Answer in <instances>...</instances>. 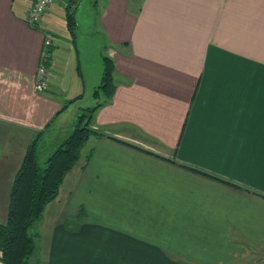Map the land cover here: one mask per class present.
<instances>
[{
    "label": "crops",
    "instance_id": "1",
    "mask_svg": "<svg viewBox=\"0 0 264 264\" xmlns=\"http://www.w3.org/2000/svg\"><path fill=\"white\" fill-rule=\"evenodd\" d=\"M67 1L34 28L30 0H0V223L35 133L36 154L44 134L54 149L100 104L90 127L101 135L41 212L36 264H264V0H106L101 37L79 41ZM101 49L114 65L106 100L92 95Z\"/></svg>",
    "mask_w": 264,
    "mask_h": 264
},
{
    "label": "trees",
    "instance_id": "2",
    "mask_svg": "<svg viewBox=\"0 0 264 264\" xmlns=\"http://www.w3.org/2000/svg\"><path fill=\"white\" fill-rule=\"evenodd\" d=\"M78 2L68 0L64 8L66 30L71 39L75 32L73 10ZM50 54L49 48L46 67ZM101 66L99 82L94 86L92 95L95 98L103 96L106 100L114 88V65L109 57L101 55ZM98 105L80 109L70 132L42 163L38 162L36 155L39 131L25 147L9 187L5 219L0 223V264H29L34 248V234L29 232V227L40 216L44 206L56 197L64 175L77 161L87 137L91 134L101 135L90 127L92 112Z\"/></svg>",
    "mask_w": 264,
    "mask_h": 264
},
{
    "label": "rangeland",
    "instance_id": "3",
    "mask_svg": "<svg viewBox=\"0 0 264 264\" xmlns=\"http://www.w3.org/2000/svg\"><path fill=\"white\" fill-rule=\"evenodd\" d=\"M105 1L106 0H79L78 5L74 9V19L77 24V27L75 29V36L77 38L76 41H79L81 38L87 39V37H91V39L101 37L100 29L97 24V17ZM132 1L137 0H130V3ZM100 53L107 55V51H105V49H101ZM50 140L51 139L49 138L48 134H44L41 140V144H39L37 148L38 150L36 155L39 163H42L53 150V147L50 146ZM1 216L2 215L0 214V220ZM46 217L47 216L45 214H41L29 227V232L34 234V248L31 256L29 257L30 263L33 264L39 262L38 260L42 257V253L44 250L43 245L44 239L46 237L44 228L45 224H47L45 220ZM72 222L73 221L71 220L70 223ZM261 251L263 250H260L259 252ZM245 262H243L242 264H251L249 260Z\"/></svg>",
    "mask_w": 264,
    "mask_h": 264
},
{
    "label": "built area",
    "instance_id": "4",
    "mask_svg": "<svg viewBox=\"0 0 264 264\" xmlns=\"http://www.w3.org/2000/svg\"><path fill=\"white\" fill-rule=\"evenodd\" d=\"M53 2V0H30L26 12L25 22L29 26H36L44 10ZM51 36L44 32L38 62L33 78V88L35 91H41L45 87V69L48 56V49L51 47Z\"/></svg>",
    "mask_w": 264,
    "mask_h": 264
}]
</instances>
